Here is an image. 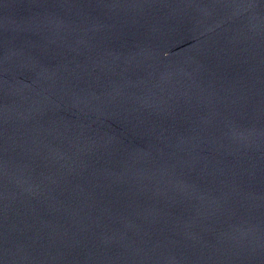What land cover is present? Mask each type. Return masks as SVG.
Here are the masks:
<instances>
[{
    "label": "water",
    "instance_id": "water-1",
    "mask_svg": "<svg viewBox=\"0 0 264 264\" xmlns=\"http://www.w3.org/2000/svg\"><path fill=\"white\" fill-rule=\"evenodd\" d=\"M0 264H264V0H0Z\"/></svg>",
    "mask_w": 264,
    "mask_h": 264
}]
</instances>
